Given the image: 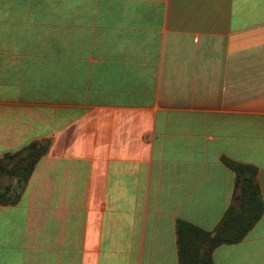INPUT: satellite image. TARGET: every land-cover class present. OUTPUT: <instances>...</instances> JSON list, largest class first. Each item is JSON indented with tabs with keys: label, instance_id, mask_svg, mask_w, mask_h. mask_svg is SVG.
<instances>
[{
	"label": "crops",
	"instance_id": "obj_1",
	"mask_svg": "<svg viewBox=\"0 0 264 264\" xmlns=\"http://www.w3.org/2000/svg\"><path fill=\"white\" fill-rule=\"evenodd\" d=\"M32 141L0 264H179L176 221L239 202L223 158L263 209L213 263L264 264V0H0V156Z\"/></svg>",
	"mask_w": 264,
	"mask_h": 264
},
{
	"label": "trees",
	"instance_id": "obj_2",
	"mask_svg": "<svg viewBox=\"0 0 264 264\" xmlns=\"http://www.w3.org/2000/svg\"><path fill=\"white\" fill-rule=\"evenodd\" d=\"M36 141L16 152L0 156V175L15 177V184H5L0 189V203L15 201L20 195L36 161L44 151ZM234 172L240 199L225 211L218 223L210 230L186 220L178 219L175 225L179 264H214L213 249L221 243L241 240L259 219L263 209L257 180V168L244 162L223 158Z\"/></svg>",
	"mask_w": 264,
	"mask_h": 264
},
{
	"label": "rangeland",
	"instance_id": "obj_3",
	"mask_svg": "<svg viewBox=\"0 0 264 264\" xmlns=\"http://www.w3.org/2000/svg\"><path fill=\"white\" fill-rule=\"evenodd\" d=\"M9 182L11 184L14 183V181H13V179L11 177H9L6 174L0 175V189H2L4 187V185L7 184V183H9Z\"/></svg>",
	"mask_w": 264,
	"mask_h": 264
}]
</instances>
